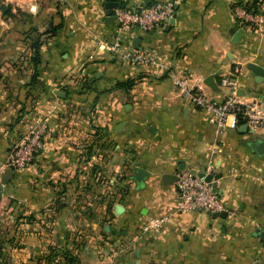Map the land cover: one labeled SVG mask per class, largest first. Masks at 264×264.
Listing matches in <instances>:
<instances>
[{"label": "crops", "instance_id": "1", "mask_svg": "<svg viewBox=\"0 0 264 264\" xmlns=\"http://www.w3.org/2000/svg\"><path fill=\"white\" fill-rule=\"evenodd\" d=\"M108 1L0 0V166L14 142L35 126L47 127L33 162L0 187V264H151L146 249L161 247V264H206L187 251L206 246L213 251L207 264H243L242 254L224 249H238L259 220L264 225V154L249 145L264 138V129L216 133L207 111L191 104L173 77H188L221 99L222 76L234 75L241 101L258 97L264 105V78L248 68L264 67V32L245 29L233 42L240 0H175L173 24L150 33L108 23ZM136 37L137 49L155 64H129L108 49ZM211 74L217 89L205 83ZM129 79L137 80L132 88L118 87ZM128 156L132 169L138 162L151 176L120 202L116 190ZM211 160L228 217L179 212L176 182L166 184L162 175L203 172ZM117 204L125 208L119 216ZM156 216H168L157 247L154 232L133 228ZM118 231L123 237L114 245L132 244L137 257L116 263L93 256Z\"/></svg>", "mask_w": 264, "mask_h": 264}, {"label": "built area", "instance_id": "2", "mask_svg": "<svg viewBox=\"0 0 264 264\" xmlns=\"http://www.w3.org/2000/svg\"><path fill=\"white\" fill-rule=\"evenodd\" d=\"M177 2L175 0H153L149 4L130 6L123 2L115 9L119 30L139 29L150 33L170 23L175 16ZM234 13L242 30L264 32V0H260L257 9L249 0H240L234 6ZM108 49L129 64H155V59L148 53L134 48L132 40L128 44L117 41L108 45ZM174 83L180 92L190 99L191 103L207 111L209 123L215 132L225 129H238L247 124L248 129L256 131L264 129V105L258 97L243 102L239 85L234 75H223L221 86L227 89L221 98L208 96L197 84H190V78L174 76ZM47 133L44 124L35 126L28 133L13 143L7 152L5 162L0 166V183L7 168L14 170L28 167L43 145ZM215 162L209 161L203 172L215 174ZM176 186L178 188V211L221 212L225 206L219 194L213 191L211 184L199 176V172L190 168L179 169ZM168 216L151 217L142 225L146 233L160 232L167 222Z\"/></svg>", "mask_w": 264, "mask_h": 264}, {"label": "rangeland", "instance_id": "3", "mask_svg": "<svg viewBox=\"0 0 264 264\" xmlns=\"http://www.w3.org/2000/svg\"><path fill=\"white\" fill-rule=\"evenodd\" d=\"M134 86V85H133ZM126 89V88H124ZM183 96H185L188 101L191 103L190 99L187 97V95L182 94ZM192 104V103H191ZM126 157V156H125ZM133 158L131 156H128L125 159V166L127 165L128 168H125L123 171V175H122V181L124 180V183L122 185H117V193L122 194V196L120 197V202H122V200L124 199L123 196H126L128 194V192H135V184L136 182L132 179V175H133V169L131 167ZM126 166V167H127ZM261 174L260 177L264 182V171L260 172ZM135 182V183H134ZM116 193L113 192L112 195H115ZM225 206V205H224ZM184 212V211H181ZM118 214V213H116ZM120 214H118L119 216ZM112 220L113 219H109L108 220V225L112 226ZM142 225L143 222H139L137 224L134 223L133 228L134 231H140L142 230ZM107 229V230H106ZM104 230H102L103 234H110V229L109 227L106 228ZM112 229V227H111ZM143 233H146L142 230ZM250 232V231H249ZM117 238L116 239H109L106 248H104L105 250L102 251H98V253L93 254V256H98L102 255L103 258H110V260H112L113 262L119 263L120 260L124 261L126 258H131L132 260H134L137 257V254L134 252V247L133 245H129L126 248L123 249H119L117 248V246L114 245V241H118L122 239V234L121 231H118L116 233ZM160 236L158 235V232H154L152 233V238L151 241L156 242V247L157 244H162V240L159 243V238ZM249 240L248 242H245L243 244V246H241L240 244H238V246H234V247H238V249H234L233 246L230 247V244L227 245L224 249L225 253H235L237 252V254H242L243 256H241L243 259L241 260V262L243 264H264V225L263 222L261 220H259V223H256V225L252 228L251 232L248 235ZM118 239V240H117ZM235 240V239H234ZM78 244V247L76 248V253H75V260L78 262L80 260L81 252L83 253L84 248V244L83 240ZM233 244V243H232ZM235 244V243H234ZM155 246V245H154ZM205 243L201 245L202 248H204ZM200 247V248H201ZM211 247L206 246L205 250H198V249H190L188 248V255L189 257H197V259H202V260H206V264L209 262V258L212 255L213 251L210 249ZM156 250H152L149 249L145 251V258H149L150 260L153 261L154 264H161V262L159 261L160 258H163V255L165 253V249L163 247L161 248H155ZM166 253H169L166 251ZM1 255V254H0ZM2 257V256H0ZM120 259V260H119ZM208 260V261H207ZM257 260V261H256ZM252 262V263H251ZM151 263V264H153Z\"/></svg>", "mask_w": 264, "mask_h": 264}, {"label": "water", "instance_id": "4", "mask_svg": "<svg viewBox=\"0 0 264 264\" xmlns=\"http://www.w3.org/2000/svg\"><path fill=\"white\" fill-rule=\"evenodd\" d=\"M150 3V0H147V4ZM120 2L119 1H115V0H109L106 3V14L108 17L107 22L112 24L116 21V16L112 15V11L115 10L117 7H119ZM174 20L171 19L169 25L167 26L168 28L171 26V24H173ZM230 33L233 34V42H237L240 37L243 34V30L242 29H236L235 27H232L230 29ZM140 42L141 39L139 37L133 38L132 41V45L134 48H140ZM248 68L252 71L253 76H255L257 79L258 77H260V79L258 81L263 80L264 78V67L258 63L255 62H251L248 64ZM215 75L216 74H211L209 76L206 77L205 79V83L210 86L213 89H217V83L215 81ZM244 127L246 130H248V125L245 124ZM242 127H240L239 129L242 130ZM249 145L252 148V150L259 154V155H263L264 154V138H255V139H251L249 140ZM14 169L13 168H7L5 170V172L3 173L2 176V181L0 183V187H3V185L7 184L8 182H10V180L13 178L14 176ZM151 176V172L140 166L138 164V162L135 163L134 169H133V175H132V179L136 182V184L139 187H142L146 181V179H148ZM199 176L204 178L205 181L209 182L213 188V191L217 192L218 194H221V190L218 188V180L221 177L220 174H206L205 172H199ZM178 179V175L177 173H165L162 175V180L166 183V184H174ZM125 208L121 205V204H117L116 205V213L118 214H122L124 212ZM211 216H213L214 218H227L228 217V211L227 210H223L221 212H208Z\"/></svg>", "mask_w": 264, "mask_h": 264}, {"label": "trees", "instance_id": "5", "mask_svg": "<svg viewBox=\"0 0 264 264\" xmlns=\"http://www.w3.org/2000/svg\"><path fill=\"white\" fill-rule=\"evenodd\" d=\"M259 1L260 0H249V3H251V6H253L255 9H257ZM136 82H137L136 79H129L127 81L118 83V87L130 89L133 87V85L136 84ZM72 264H73V262H72Z\"/></svg>", "mask_w": 264, "mask_h": 264}]
</instances>
